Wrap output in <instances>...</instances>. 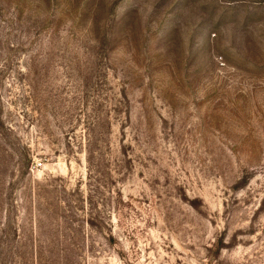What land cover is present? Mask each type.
I'll return each mask as SVG.
<instances>
[{
  "label": "rangeland",
  "instance_id": "374dc122",
  "mask_svg": "<svg viewBox=\"0 0 264 264\" xmlns=\"http://www.w3.org/2000/svg\"><path fill=\"white\" fill-rule=\"evenodd\" d=\"M0 264H264V0H0Z\"/></svg>",
  "mask_w": 264,
  "mask_h": 264
}]
</instances>
